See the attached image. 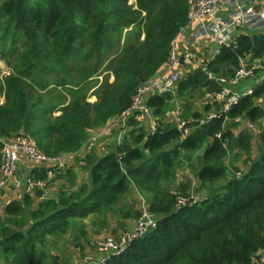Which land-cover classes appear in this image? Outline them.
<instances>
[{"label":"trees","instance_id":"obj_1","mask_svg":"<svg viewBox=\"0 0 264 264\" xmlns=\"http://www.w3.org/2000/svg\"><path fill=\"white\" fill-rule=\"evenodd\" d=\"M193 1L0 0L2 48L11 40L14 52L22 43L13 71L0 79V165L3 138L17 133L53 158L78 152L91 131L129 107L138 85L165 66ZM43 15L54 30L40 25ZM57 18L67 25H55ZM246 56L249 63L264 62V28L246 30L236 46L222 47L206 69L191 68L177 83L182 116L191 120L189 134L183 136L173 122L147 134L131 117L132 128L120 144L82 156L81 169L88 173L83 185L69 188L77 179L71 169L65 175L68 188L51 196L41 190L16 195L0 216V263L72 264L76 250L59 242L87 237L85 228L80 236L70 231L77 221L94 216L93 227H112L110 233L118 234L128 220L139 218L136 201L125 199L132 184L159 221L104 264H250L258 253L264 255V148L253 160L250 130L224 128L237 117L254 124L264 118L257 102L264 97V82H253V93L202 125L197 121L202 111L193 110V101L218 93L219 78L232 76ZM253 79H242L239 84L247 83L238 90L250 88ZM91 95L97 97L93 102ZM172 100L173 93L164 92L147 104L162 118ZM260 139L264 143V133ZM185 151L191 154L183 158ZM49 170L31 174L44 178ZM201 189H207L205 198L177 205L179 197Z\"/></svg>","mask_w":264,"mask_h":264},{"label":"built area","instance_id":"obj_2","mask_svg":"<svg viewBox=\"0 0 264 264\" xmlns=\"http://www.w3.org/2000/svg\"><path fill=\"white\" fill-rule=\"evenodd\" d=\"M193 32L194 40L201 39L209 41L212 51L200 53L197 50L178 52L172 46L165 66L156 76L138 85L132 102L129 107L124 109L119 115L112 118L107 124L101 126L89 135L86 143L76 153L69 155H81L92 152L94 142L101 138H112L116 136L118 140L124 139V130L131 117H136L145 130L153 134L159 127L160 122L153 115L152 109L147 104V97L151 94L167 91L186 75L191 68H197L209 63L222 47L236 46L237 37L248 29L259 30L264 28V0H196L191 4L189 22L181 28L184 33L188 29ZM180 32V33H181ZM174 43V41H173ZM249 57L240 59V64L230 77L222 76L219 78L222 88L218 93L210 95L201 101V105H220V109L207 112L197 119L199 125L217 117L223 112H227L236 105L243 95L253 93V87H248L244 91H239L236 86L242 79L254 78L259 75L256 82H264V67L262 64L253 62L250 64ZM176 126L182 131L183 135L191 132L188 122L181 115H177ZM220 137V133L215 135ZM22 158L32 163L36 168H52L48 175L57 170L67 168L68 158L61 155L50 157L41 152L31 141L28 135L17 133L2 141L1 165H0V197L11 188L16 195L22 192L34 194L35 191H47L50 178H36L31 173L23 179H15L17 171L22 163ZM33 169V170H34ZM32 170V171H33ZM31 171V172H32ZM200 199L198 196H181L177 205H183ZM159 221L158 216L151 213L145 202L142 204V214L131 228L115 234L110 233L97 239L93 248L96 251H89L78 264H103L111 256L120 255L125 252L128 245L137 238L144 237ZM258 257L253 258L250 264H264V255L258 253Z\"/></svg>","mask_w":264,"mask_h":264},{"label":"crops","instance_id":"obj_3","mask_svg":"<svg viewBox=\"0 0 264 264\" xmlns=\"http://www.w3.org/2000/svg\"><path fill=\"white\" fill-rule=\"evenodd\" d=\"M184 33L187 34V37H189L191 43L189 44L190 46L189 45L186 46L185 41L182 40V43H183L182 44V48L183 49H179L177 47V41L180 38V36H184ZM184 33L181 32L175 38V40H174L173 47L175 48L176 51H178V52L179 51L180 52H184V51H188V50H197L198 52L205 53V54L206 53L209 54L212 51L213 45L209 41L204 40V39H201L200 41L194 40L193 32L191 31L190 28L186 32H184ZM247 57H249V56H247ZM250 62H257L259 64H262L263 67H264V62L263 61L254 60V61H250ZM250 64H252V63H250ZM113 79H114V76L112 75L111 76V81H113ZM242 83L239 84L238 86H236V89L237 90L240 89V88H242V86L245 85L247 83V81L245 83H243V84ZM176 89H177V85L174 86L173 88L167 90V91H162V92H159V93L151 94V95H149L147 97V100H148L151 96L156 95V94H163L164 92H172L173 93V100L170 101L169 104H168V112L165 113L162 118H157L158 121L160 122V126H161V124L164 125V124H166L168 122H173L176 125L175 120H176L177 115L178 116L179 115L182 116V114H183V102L184 101L183 100H180L179 98L176 97ZM243 89H244V87H243ZM206 95H207V97L210 96V95H208L207 92H206ZM93 97H95V96H93ZM3 99L4 98L1 99V102L3 101ZM178 99H179V101H181V103H179V104H178V102H179ZM172 102H174L175 105L170 106V104ZM193 102L196 103V105L193 107V110H200V111H202V115H205V113H207V112L215 111L214 110L215 107L212 110L210 109L209 111L204 110L200 106L201 105V101H199V102L198 101H193ZM257 102L261 106L264 107V97H262L261 99H259ZM198 104H199V106H198ZM152 112H153V110H152ZM153 115L155 116V114H153ZM171 117H172V119H171ZM183 118L186 119L185 117H183ZM135 119L140 124V122L137 120V118H135ZM186 121L189 122L191 120L190 119H186ZM263 122H264V118H261L258 122H256L254 124V123H251V121H249L247 118L237 117V118L232 119V120H227L225 122V124H224V128L225 129H229V128L230 129H234L233 126L234 125H238L237 128L235 129L236 132H238L242 128L249 129L250 132L253 134V140H252L253 148H252V152H251V157H252L253 160H257L259 158V156H260V152L264 148V143H262V141L260 139L261 138V135L264 133V127H263L264 125H263ZM131 128H132V126H130L128 124L125 127L124 133L129 132L131 130ZM91 133H92V131L89 133V135ZM146 133L147 134H150L147 131H146ZM89 135H88V137H89ZM182 135H183V133H182ZM183 136H185V135H183ZM4 139H6V138H3V140ZM122 141H123V139L119 141L118 138H116V136H113L110 139H108V138L98 139L96 142H94V145H93L94 146L93 153H95L97 155H101L104 152L108 151L110 149L109 147H114L115 144H120ZM258 144L260 145L259 147H258ZM69 154L70 153H64V154H62L63 156H65V157L68 158L67 168H64L62 170H57V171L52 172V173H50L48 175V177L50 178V183H49V188L48 189L54 188L52 190L53 193L59 191V188L60 187L58 188L57 187V184H56L58 181H61L63 183L64 188H68L70 181L68 182V178H66L65 175L68 174V171L71 170V169H73L77 173V179H76V185L74 184L72 186L70 184L69 188H71V187L72 188H78V187H80L81 185H83L88 180V173L86 172V177L87 178H85L84 181H79V177H80L79 176V172H80L81 167L83 165V161L81 159L82 156L81 155H74V154L73 155H69ZM189 154H191V153H189L187 151L183 152V158L188 157ZM236 165L240 168L241 171H244L246 169V165L242 161L236 162ZM34 168H36V167L32 163H30L26 159L22 158V163H21V166L19 167V170L17 171V174L15 176V179H23L26 175L30 174L31 171ZM58 172H61L62 176H61V174L58 175ZM83 176L85 177V173L84 172H83ZM195 183L197 184L198 182H195ZM15 196H16V193L11 188H8L5 191V196L2 195L0 197V216L3 215V214H5L6 205L10 201L14 200L17 197V196L15 197ZM129 196H131L132 198H130ZM125 199H126V201H130V199H134L136 201V207L140 211V216L142 214V204H143V202H145V204L147 205V208H148V204H147L145 198L142 196V194H140V192L138 191V189L136 188V186L134 184H132L131 190L125 196ZM148 210H149V208H148ZM140 216H139V218H140ZM138 219H130V220H128L127 221L128 225H129L128 228H131L135 224L136 220H138ZM78 260L75 259L74 262L75 261H78Z\"/></svg>","mask_w":264,"mask_h":264},{"label":"rangeland","instance_id":"obj_4","mask_svg":"<svg viewBox=\"0 0 264 264\" xmlns=\"http://www.w3.org/2000/svg\"><path fill=\"white\" fill-rule=\"evenodd\" d=\"M63 19H65V18H57V21L55 22V25H63V26L67 25V23ZM39 22H40V25L42 27H46V26L48 27L49 26L51 28V30H54V27L49 25V19H48L47 15L40 16L39 17ZM182 40L185 41L186 46H188L191 43L189 37H187V34L184 33V36H180V38L177 41V47L179 49H183L182 48V44H183ZM10 45H12V41L11 40L9 41V46H7V47L4 46V49H3L2 45L0 43V79H2L5 75H8V74H10L13 71L12 65L18 61V56H19L18 52L22 48V43L20 42V44L17 46L18 50L12 52L10 50V48H9ZM63 78H64V76H63ZM100 79H101V77H100ZM93 90L94 89H92L90 91V93ZM93 96H95V97H93ZM96 99H97L96 95L89 96V101L93 102ZM179 103H181V101H179L178 104ZM173 105H175L174 102H172L170 104V106H173ZM171 119H172V117H171ZM263 125H264V122H263ZM259 146L260 145L258 144V147ZM83 172L85 173V177L83 176ZM86 172L87 171H85L84 169L80 170V172H79V176H80L79 177V181H84V179L87 178L86 177ZM182 172H183V170H182ZM237 175L240 176L241 173L237 172ZM56 184H57L58 188L59 187H64V185H63V183L61 181H58ZM196 185H200V183H197ZM53 189L54 188L47 189L46 192L43 190L44 195L45 196L53 195L54 194L52 192ZM193 195L198 196L200 199L205 198L206 195H207V189H201L199 192L197 191V194L193 193ZM3 196H5V194H3ZM129 197L132 198L131 196H129ZM94 219H95V217L93 216V217H91V218H89V219H87L85 221L79 220V221L76 222L75 226L70 229V231H73L72 234H74V233H79L81 231V227L85 228L86 230H84L85 231L84 233H86V231H87V237L83 238V237L80 236V233H79L80 239L72 240V244L70 243L71 239H61L60 242H59V244L63 245L65 248H68V245H69V246H71V248L76 250V252L74 253V256H73L72 264H75V263L78 264L77 263L78 261L74 262V260L75 259L82 260L89 251H91V250L92 251H96L97 248H93V247H94V244L97 241V239H99L101 237H104L105 235L110 234V231H111L112 227H111V229H103V230H100L99 227H97V226L93 227ZM108 226H110V225H108ZM76 230H78V231H76ZM58 240L59 239H57L56 241H58ZM64 240H68V241L65 242ZM0 264H5V262L2 261Z\"/></svg>","mask_w":264,"mask_h":264},{"label":"water","instance_id":"obj_5","mask_svg":"<svg viewBox=\"0 0 264 264\" xmlns=\"http://www.w3.org/2000/svg\"><path fill=\"white\" fill-rule=\"evenodd\" d=\"M201 67L204 68V69L207 68L206 65H202ZM211 76L213 77L214 74H211ZM259 78H260L259 75L256 76V77H254V79H253V80L251 81V83H250V87H251L252 83L255 82V81H256L257 79H259ZM248 87H249V86L245 87L244 89H247Z\"/></svg>","mask_w":264,"mask_h":264}]
</instances>
